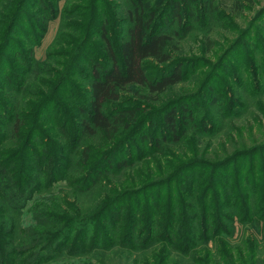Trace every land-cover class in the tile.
<instances>
[{"label":"trees","instance_id":"1","mask_svg":"<svg viewBox=\"0 0 264 264\" xmlns=\"http://www.w3.org/2000/svg\"><path fill=\"white\" fill-rule=\"evenodd\" d=\"M59 1L0 0V57L9 53L17 60L21 56L19 64L24 66V70H14V73H29L31 50L27 44H38L36 39L60 10ZM67 1L62 8L61 18L68 9L67 12L70 11L72 15L79 14L85 21L84 25L96 20L100 11L107 14L106 7H109L110 2L75 0L77 4L67 8ZM126 4L127 23L117 49L108 40L105 22L100 23L98 33L106 43V55L110 63L103 69L98 64L91 67L90 116L79 125L82 132L88 135L100 132L102 140L111 143V147L115 146L121 128L129 127L124 115L127 114L131 119L136 110L124 108L114 116L104 112L107 104L122 101L123 93L132 84L147 88L151 94H159L168 86L184 80L182 64H172L171 61L169 32L160 26L156 27L154 11L146 12L143 0H127ZM171 5L172 17L179 22V5L174 2ZM71 26L74 25H70V29ZM78 28L83 29V26ZM85 29L90 36L93 35L94 32L87 27ZM186 32L185 28L184 34ZM17 38L21 40L17 41ZM56 39L52 43H67L61 37ZM11 42L17 44L9 48ZM260 46L262 41L259 43L258 39L255 45L258 53H262ZM246 59L248 64L252 56L247 54ZM150 60L165 64L155 78H151L149 71ZM3 72L5 74L2 70L0 74L6 82L9 81V87L16 83L14 78L10 79L8 72ZM231 75L237 86L244 83L241 88L245 92L260 93V85L255 84L256 81L251 82L252 89H249L245 80ZM1 89L4 93L0 96V116L4 121H10V128H5L3 121L0 123V264H47L64 257L80 258L93 253H96L93 257H97L94 264H106L104 253L115 248L144 253L157 242H162L163 246L179 254L189 255L193 247L206 244L209 240L214 241L219 234L228 236L226 225L232 223L234 217L241 223L250 224L264 219V137L258 139L251 126L246 127V136L241 128L232 125L231 131L217 143L218 147L214 146L211 151L208 149V153L204 151L207 150L206 145L188 150L193 159L185 160L178 166L183 175L180 184L174 178L171 185L164 184L153 199L148 196L158 186L152 185L133 192L115 191L112 197L99 201L84 214H80L77 207L67 200L62 203L56 202V199L39 201L29 209L31 217L28 222H24L22 215L26 203L62 178H58V168L68 162L66 155L71 151L67 150L64 142L66 127L62 122L47 118L50 122L48 131H54L48 134L40 116L42 108L41 113L39 106L26 103L23 98L17 102L14 95L7 99L10 93L24 94L27 99L34 98L36 94L26 91L22 81L12 86L11 92L6 88ZM232 93L235 94L234 90ZM227 100L232 104H225ZM239 105L234 95H227L218 103L222 117L230 116ZM5 106L7 109L3 108ZM29 114L32 119L26 120L24 115L27 117ZM184 114L185 111L178 105H169L162 111L163 127L174 141H180L185 133L187 120ZM223 119L218 121L216 131L224 128ZM257 122L260 129L263 126L261 120ZM195 126L198 135L207 130L203 122L201 126ZM89 151L86 146L80 151L81 167L88 165ZM199 153L205 155L202 157L204 160L197 159L201 158ZM131 163L123 159L116 163L115 169H122ZM106 164L108 169L111 168L110 161L107 160ZM92 168L94 170L90 174L95 178L89 185L83 184L90 177L89 174L80 172L82 175H77L80 177L67 179L70 186L78 187L77 191H88L100 175L97 165ZM196 170L203 171L198 174L192 172ZM220 171L224 173L221 177ZM188 172L191 174H186ZM221 245L220 248L223 247ZM96 248L100 249L99 253L93 252ZM225 250L221 252L223 255L227 254ZM154 254L150 259L154 264L166 261L168 255L162 257ZM143 261V264H152L149 259Z\"/></svg>","mask_w":264,"mask_h":264},{"label":"rangeland","instance_id":"2","mask_svg":"<svg viewBox=\"0 0 264 264\" xmlns=\"http://www.w3.org/2000/svg\"><path fill=\"white\" fill-rule=\"evenodd\" d=\"M65 1H59L60 10L36 39L38 44H27L31 50V59L28 62L29 73L22 75L14 73V70H24V66L19 64L21 56L17 60L9 56V53L0 57V71L5 74L3 72L5 70L10 79L14 78L16 81L12 86L22 81L26 91L36 94L33 95L34 98L27 99L24 94L10 93L7 99L14 95L17 102L23 98L26 103L31 102L35 107L39 106L38 110L41 113L43 109L40 116L43 128L47 131L50 126L47 118H55L62 122L66 127L64 142L67 150L71 151V155L70 153L66 155L68 162L63 163L62 168H58V178H62L50 189H43V193L36 194L26 203L22 215L24 222L29 221L31 217L29 209L39 201L56 199V202L62 203L67 200L77 207L80 214H84L93 209L99 201L112 197L115 191L133 192L152 185L158 186L155 190H151L148 196L153 199L165 186L164 184L170 186L174 178L180 184L183 175L178 166L185 160L193 159L188 150L203 148L206 145L207 150L204 151L205 154L208 153L214 146L218 147L217 143L231 131L232 125L241 128L246 136H248L246 127L251 126L253 134L258 139L264 137L262 109L264 108V0H143L145 11L153 10L156 15V27L160 26L169 32L168 49L171 52V61L172 64H182L184 80L168 86L159 94H151L147 88L132 84L123 93L122 101L107 104L104 112L114 116L124 108L136 110L131 119L127 114L124 115L129 127L121 128L114 147L109 145L111 143L102 140L100 132L88 135L82 132L79 125L82 120L90 116L91 67L93 64H98L99 68L103 69L110 63L106 55V43L98 33L100 23L105 22L108 28V40L117 49L127 23L125 14L128 7L127 0H109V7H106L107 14L100 11L96 20L85 25L84 19H81L79 14L72 15L70 11L67 12L68 9L61 18ZM67 2V8L77 4L75 0ZM172 2L179 5L181 17L179 22L172 17ZM70 25L74 26L70 29ZM77 25L83 26V29L79 30ZM85 27L94 32L92 36L86 32ZM185 28L187 32L184 34ZM56 37H61L67 43L60 45L52 43L54 39L58 40ZM258 39L259 43L262 41L260 46L262 53H258L255 49ZM20 40L21 38H17V41ZM14 44L17 43L11 42L9 48L15 46ZM247 54L252 56L248 64ZM149 62L151 78H155L159 69L165 64L161 65L153 60ZM231 74L245 80L249 89H252L251 82L256 81L255 84L260 85V93L245 92L241 88L244 87V83L242 86L240 84L237 86L230 77L233 76ZM8 82L0 74V96L4 93L1 88L11 92L12 86L9 87ZM227 95L236 96L240 105L235 107L236 111L230 116H223L225 118L223 119L218 103ZM224 103L232 104L228 100ZM169 105H178L185 111L187 125L184 127L185 133L180 141L172 139L161 121L162 111ZM24 118L32 119V115L29 114L27 117L24 115ZM221 118L224 128L216 131ZM258 120H261L263 125L260 129ZM2 121L4 127L9 129L10 121H4L0 116V123ZM202 122L207 130L198 135L199 131L195 125L201 126ZM40 126L42 127V124ZM25 128L28 126L25 125ZM50 133L54 131H48V134ZM83 146L90 149V158L88 165L81 167L78 155ZM102 155L111 162V168L108 169L106 159L99 158ZM198 155L201 158L197 159L204 160L202 157L205 155L202 153ZM123 159H128L132 163L122 169H115L116 163ZM93 165L99 167L100 175L88 191H77L78 187L70 186L67 179L78 178L82 174H89L90 177L83 183L89 185L95 178L90 174L94 170L91 169ZM200 171L203 170L192 172L198 174ZM65 174L67 177L64 178ZM219 174L221 177L224 173L220 171ZM226 226L228 236L221 233L222 235H217L214 241L209 240L206 244L201 243L193 247L189 255L179 254L163 246L162 242H157L144 253L136 251L132 253L119 247L112 251L107 250L109 252L104 253V262L143 264V259H149L154 264L150 259L155 253V256L162 257L168 254L166 261L158 264H264V219L250 224L241 223L237 217H234L232 223ZM223 249H226V255L221 253ZM98 250L100 249L96 248L93 252L99 253ZM95 254L80 258L64 257L49 261L47 264H94L97 258L93 257Z\"/></svg>","mask_w":264,"mask_h":264}]
</instances>
